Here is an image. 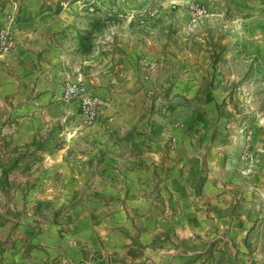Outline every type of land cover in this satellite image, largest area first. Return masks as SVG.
Here are the masks:
<instances>
[{
    "label": "crops",
    "instance_id": "0c3cea01",
    "mask_svg": "<svg viewBox=\"0 0 264 264\" xmlns=\"http://www.w3.org/2000/svg\"><path fill=\"white\" fill-rule=\"evenodd\" d=\"M242 1L185 33L178 9L96 30L115 0H0V264H264V121L210 58Z\"/></svg>",
    "mask_w": 264,
    "mask_h": 264
},
{
    "label": "rangeland",
    "instance_id": "374dc122",
    "mask_svg": "<svg viewBox=\"0 0 264 264\" xmlns=\"http://www.w3.org/2000/svg\"><path fill=\"white\" fill-rule=\"evenodd\" d=\"M213 1L206 3L195 0H161V3H158L159 0H153L152 3L143 4L139 9L140 3L137 0H115V5L118 8L115 12H120L115 14V18L100 11L98 13L92 4L89 5L88 10L99 14V22L93 23L92 27L100 30L106 24L110 25L114 22L127 24L131 21V23L137 24H150L155 20L158 10L178 9L185 15L181 19L183 23L179 26V32L186 33L202 23L203 18L214 14V11H223L225 4L213 3ZM171 5H175V7L173 8ZM127 11L130 12L123 15ZM226 13H228V17L223 16L226 30L222 39H225L230 48L226 49V57L223 58L217 52H211L210 58L220 65L214 69L217 73H221L226 89L242 94L239 103L244 109L247 119L250 110H252L255 112L254 118L259 116L258 122L261 123L264 121V0L239 2L236 6L229 8ZM136 14L135 21L133 18ZM215 34L214 31L213 36ZM236 134L241 139L243 154L247 156L250 149L249 142L252 138V128L243 120L236 128Z\"/></svg>",
    "mask_w": 264,
    "mask_h": 264
},
{
    "label": "built area",
    "instance_id": "2783aa9c",
    "mask_svg": "<svg viewBox=\"0 0 264 264\" xmlns=\"http://www.w3.org/2000/svg\"><path fill=\"white\" fill-rule=\"evenodd\" d=\"M12 45L13 42L8 28H0V52L8 50ZM63 97L76 103L81 113V123L83 125H88L94 121L102 100L98 95L88 92L86 83L82 78L65 82Z\"/></svg>",
    "mask_w": 264,
    "mask_h": 264
},
{
    "label": "trees",
    "instance_id": "16d2710c",
    "mask_svg": "<svg viewBox=\"0 0 264 264\" xmlns=\"http://www.w3.org/2000/svg\"><path fill=\"white\" fill-rule=\"evenodd\" d=\"M98 22H99L98 19H96V20H93L91 23H92V24H93V23H96V24H97ZM87 33L89 34L90 32H89V31H86V34H87ZM85 37H87V36H85ZM82 39L84 40V38H82Z\"/></svg>",
    "mask_w": 264,
    "mask_h": 264
}]
</instances>
